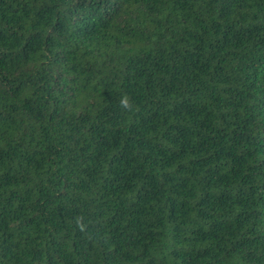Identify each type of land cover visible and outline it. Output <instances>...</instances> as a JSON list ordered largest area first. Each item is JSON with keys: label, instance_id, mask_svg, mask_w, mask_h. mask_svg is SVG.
<instances>
[{"label": "trees", "instance_id": "obj_1", "mask_svg": "<svg viewBox=\"0 0 264 264\" xmlns=\"http://www.w3.org/2000/svg\"><path fill=\"white\" fill-rule=\"evenodd\" d=\"M0 264H264V0H0Z\"/></svg>", "mask_w": 264, "mask_h": 264}, {"label": "clouds", "instance_id": "obj_2", "mask_svg": "<svg viewBox=\"0 0 264 264\" xmlns=\"http://www.w3.org/2000/svg\"><path fill=\"white\" fill-rule=\"evenodd\" d=\"M122 104H124L125 102L124 101H121ZM126 106V105H125Z\"/></svg>", "mask_w": 264, "mask_h": 264}]
</instances>
